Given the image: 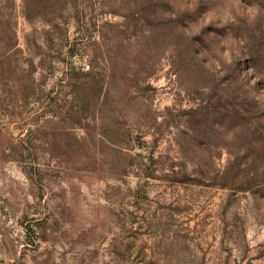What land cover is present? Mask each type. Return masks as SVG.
Masks as SVG:
<instances>
[{"label":"rangeland","instance_id":"1","mask_svg":"<svg viewBox=\"0 0 264 264\" xmlns=\"http://www.w3.org/2000/svg\"><path fill=\"white\" fill-rule=\"evenodd\" d=\"M0 264H264V0H0Z\"/></svg>","mask_w":264,"mask_h":264}]
</instances>
